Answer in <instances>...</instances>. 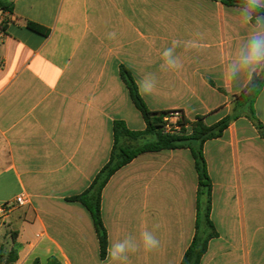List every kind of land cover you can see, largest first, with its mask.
Segmentation results:
<instances>
[{
  "label": "crops",
  "instance_id": "obj_1",
  "mask_svg": "<svg viewBox=\"0 0 264 264\" xmlns=\"http://www.w3.org/2000/svg\"><path fill=\"white\" fill-rule=\"evenodd\" d=\"M0 9V205L19 195L26 204L0 220V250L12 264H110L107 249L149 230L160 240L126 264H182L195 237L205 241L200 264H264V136L236 96L245 88L223 70L240 36L239 6L214 0H3ZM28 21L50 29L43 36ZM115 38L109 39V33ZM199 34V35H198ZM173 40L182 69L161 71V53ZM196 40L198 46L184 42ZM128 69L153 112H179L212 127L228 118L220 136L189 146L146 151L117 170L101 192L107 234L104 256L82 194L110 160L114 122L131 132L146 122L120 77ZM264 127V84L253 102ZM190 125L185 131L190 132ZM152 135L121 137L137 148ZM200 150L209 187L200 185L192 150Z\"/></svg>",
  "mask_w": 264,
  "mask_h": 264
},
{
  "label": "trees",
  "instance_id": "obj_2",
  "mask_svg": "<svg viewBox=\"0 0 264 264\" xmlns=\"http://www.w3.org/2000/svg\"><path fill=\"white\" fill-rule=\"evenodd\" d=\"M217 1V0H214ZM225 5L240 6L241 0H218ZM0 9L3 11L12 12V5L0 0ZM26 27L43 36L50 35V29L45 28L37 23L28 21ZM0 28H4L0 25ZM120 77L126 85L130 98L134 105L141 113L146 122V130L143 132H131L126 129L123 122H114L113 130L115 136L114 148L108 163L95 177L90 187L80 195L69 198V201L80 202L90 212L96 232L98 234L102 256H104L107 246V234L104 228L101 210L100 199L101 192L110 177L121 167L129 163L135 156L146 151H159L163 149H173L189 146L192 142L203 143L205 140L220 136L223 130L227 127L229 119L222 120L215 126L208 127L202 119H198L196 122L189 123L184 116H181L180 125L183 127L182 132L185 131L187 124L191 127V133L189 135L168 134L163 129V117L171 112H153L151 111L142 96L139 93L138 86L131 74V72L125 67L120 68ZM264 84V75L258 77L253 81L249 88H245L241 95L236 96L238 106H246L249 110V116L253 123L260 130L264 136V127L254 116L253 102L255 101L258 93L260 92ZM144 135H152L154 141L147 143L137 148L122 147L119 145V139L121 137H128L131 139L138 138ZM196 159V167L200 175V185L209 187L210 180L205 172L204 159L201 155V151L192 150ZM206 243L200 241L197 237L194 238L192 244L186 251L182 264H200V259L205 252ZM18 260V248L12 246L8 256L5 258L2 250H0V264H12ZM33 264H40L39 260H35ZM47 264H58L57 260L50 258Z\"/></svg>",
  "mask_w": 264,
  "mask_h": 264
},
{
  "label": "clouds",
  "instance_id": "obj_3",
  "mask_svg": "<svg viewBox=\"0 0 264 264\" xmlns=\"http://www.w3.org/2000/svg\"><path fill=\"white\" fill-rule=\"evenodd\" d=\"M234 21L237 35L240 36L234 54L223 70L224 80L229 84H239L241 88H249L255 79L264 75V0H241L240 6L235 9ZM199 35V34H198ZM109 39L115 38V33L108 34ZM186 47L198 46L196 40L184 42ZM181 41L173 40L171 46L161 53V71H178L183 64L176 49ZM156 86L154 75H145L141 78L138 88L143 94H151ZM160 240L149 230L139 234V240L133 236H125L110 243L107 257L110 264H126L128 255L142 248L144 251H153L160 246Z\"/></svg>",
  "mask_w": 264,
  "mask_h": 264
},
{
  "label": "built area",
  "instance_id": "obj_4",
  "mask_svg": "<svg viewBox=\"0 0 264 264\" xmlns=\"http://www.w3.org/2000/svg\"><path fill=\"white\" fill-rule=\"evenodd\" d=\"M181 115L179 112H171L163 117V129L168 134H181L182 126L180 125ZM26 197L19 195L12 202L0 205V220L8 216V214L19 206L26 204Z\"/></svg>",
  "mask_w": 264,
  "mask_h": 264
},
{
  "label": "rangeland",
  "instance_id": "obj_5",
  "mask_svg": "<svg viewBox=\"0 0 264 264\" xmlns=\"http://www.w3.org/2000/svg\"><path fill=\"white\" fill-rule=\"evenodd\" d=\"M190 133H191V128H190V132L183 131L181 134L178 135H189Z\"/></svg>",
  "mask_w": 264,
  "mask_h": 264
}]
</instances>
